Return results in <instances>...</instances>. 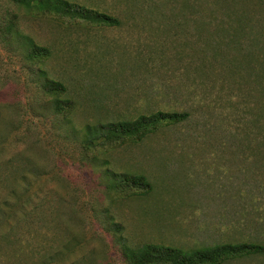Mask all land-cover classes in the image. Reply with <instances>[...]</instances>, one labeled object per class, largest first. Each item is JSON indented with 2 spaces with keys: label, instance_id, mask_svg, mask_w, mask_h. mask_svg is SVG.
Here are the masks:
<instances>
[{
  "label": "rangeland",
  "instance_id": "obj_1",
  "mask_svg": "<svg viewBox=\"0 0 264 264\" xmlns=\"http://www.w3.org/2000/svg\"><path fill=\"white\" fill-rule=\"evenodd\" d=\"M66 1L118 22L0 0V264H131L147 243L264 245V47L211 48L231 41L238 14L252 17L244 42L259 34L264 0ZM159 110L187 114L138 139L100 138L101 124ZM123 173L150 190L132 194Z\"/></svg>",
  "mask_w": 264,
  "mask_h": 264
},
{
  "label": "trees",
  "instance_id": "obj_2",
  "mask_svg": "<svg viewBox=\"0 0 264 264\" xmlns=\"http://www.w3.org/2000/svg\"><path fill=\"white\" fill-rule=\"evenodd\" d=\"M20 6L24 8L30 9L34 7L36 10L41 11H50L55 12L56 14L62 16H69V18L83 19L89 22H95L100 24L113 25L118 21L112 17L111 15L105 12H98L97 10L82 8L81 6L75 7L66 0H13ZM37 1V2H36ZM55 1V2H53ZM65 8H68L65 9ZM246 17L239 15L236 18H231L232 21L229 23L230 33L228 42L221 43L217 39L212 42L211 48L218 49V46L232 44L237 48H244L246 44L252 45L251 49L254 47H258L263 49L264 47V27L260 29L259 34H255L249 38V41L244 42L245 39L242 37V33L244 29H250L252 23V17L245 14ZM13 23L11 21L8 22L5 27L8 29V32H11L14 29ZM255 43L253 42V40ZM175 40H179L182 43L184 40H187V37L179 36V38L175 37ZM207 39L205 38V42ZM28 46L31 49H38L40 51L39 55L45 57L48 54V49L46 47L37 45L36 43L29 41ZM231 42V43H230ZM254 44H253V43ZM204 40L199 41L197 43H193L191 48L194 49H202V44ZM210 44L208 45V47ZM232 46V45H229ZM210 48V47H209ZM34 50H32V53ZM31 53V54H32ZM34 55V54H33ZM40 59H42L39 56ZM264 68V67H261ZM260 77L264 78V74H261ZM45 90L50 94H57V91H64L65 87L60 81H56L54 79H46L44 82ZM57 109L60 108V101L58 98L55 99ZM186 112H176V111H155L150 114H140L136 118L132 120H119L116 122H110L106 124L99 125L100 129H104V136L100 137L102 141L106 144L110 142H118L120 143L122 139L126 137H132L131 139H138L141 136L147 134V132L156 129V127L163 122H177L186 117ZM117 143V144H118ZM122 182L125 183L126 186L135 187L133 189L132 194H146L150 190V183L144 178L142 175H129L123 173ZM139 188V189H137ZM142 188V190H140ZM6 208V207H4ZM3 208V210H5ZM131 264H219L222 261L230 258H239L252 254H264V245L255 243V242H236V243H221L214 244L201 249L191 250L189 253H183L177 249H173L170 247L158 246L154 244H142L140 246H136L129 251Z\"/></svg>",
  "mask_w": 264,
  "mask_h": 264
}]
</instances>
